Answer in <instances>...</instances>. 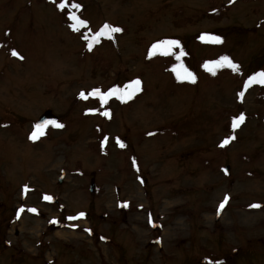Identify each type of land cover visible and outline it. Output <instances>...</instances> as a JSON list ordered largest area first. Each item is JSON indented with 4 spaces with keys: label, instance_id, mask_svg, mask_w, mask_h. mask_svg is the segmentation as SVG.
I'll return each instance as SVG.
<instances>
[{
    "label": "rangeland",
    "instance_id": "374dc122",
    "mask_svg": "<svg viewBox=\"0 0 264 264\" xmlns=\"http://www.w3.org/2000/svg\"><path fill=\"white\" fill-rule=\"evenodd\" d=\"M213 3L221 21L174 26ZM106 23L123 31L83 39ZM260 71L264 0H0V264H264ZM137 79L123 102L88 95ZM48 110L64 127L29 139Z\"/></svg>",
    "mask_w": 264,
    "mask_h": 264
},
{
    "label": "snow or ice",
    "instance_id": "6c2138e0",
    "mask_svg": "<svg viewBox=\"0 0 264 264\" xmlns=\"http://www.w3.org/2000/svg\"><path fill=\"white\" fill-rule=\"evenodd\" d=\"M58 7L61 10H63V9H65L67 7V4L65 2H61V3L58 4ZM71 7L76 8V9H80L82 6L79 3H74V4L71 5ZM69 19L71 21H73V23L70 25V27L72 28L73 31L79 32L82 28H87L88 27V22L86 20L82 19L81 17H79L76 14H70L69 15ZM122 31H123V29H121L120 27L112 26V25H109V24L106 23L105 25H103L102 29L99 32H97L95 35H91L90 36V35L86 34V35H83V39L86 42L91 40L93 43H95V42L99 41V38L101 36H106L108 39H112L113 38V34L119 33V32H122ZM201 39L202 40H205V39L211 40L212 42H215V43H221L222 42L221 38L219 36H201ZM88 46H89V50H91L93 45H92V43H89ZM179 47H180V42L178 40H174V39L162 40V41H159V42L154 43L152 45V53H155L156 51L159 50V51H162L163 54L168 55L172 48H179ZM12 54L14 56H19V53L16 52L15 50H13ZM182 55H184V53L180 52V54L176 56V59L179 60ZM20 58L22 59L23 57H20ZM211 63H213L215 65H218V66L227 65L233 71H239V65L234 63L226 55L220 57L218 60L213 61ZM204 67L207 70L212 71V69H210L208 67L207 63L204 65ZM180 69L182 71H178L177 68H173L172 69V71L176 73L177 78L179 80H182V81L186 80L188 82L195 83L196 77L191 71H189L183 65H180ZM140 83L141 82L138 79L132 81L130 85L126 86V88H125L123 93H121V90L119 88H115L114 87V88L110 89L107 93H101L100 89H94L88 95L95 96V97L99 98L102 103H107V98L111 97V96H117L123 102L125 100V97L130 99L135 94V92L137 90H139ZM253 83H258L260 85H264V71H260V72L254 73L252 76H250L248 78V81H246V88L248 86H250L251 84H253ZM129 88H131L132 90L128 91ZM240 96L241 97L243 96V92L240 93ZM80 97L83 98V99L87 98V96L85 95L84 92L80 93ZM89 111H94V110H89ZM103 115L107 116V115H109V113L105 112V113H103ZM244 119H245V117H244L243 114H241L237 118H234L233 119V123H232L233 129L239 127V125L241 123H243ZM48 125H51V126L56 127V128L64 127L63 124L59 123L56 120L38 122V123H36L33 126V131L30 133L29 139L35 141L39 137L45 135L46 134L45 133V129H46V127ZM234 139H235L234 135L229 137V138H226L222 142L221 146L223 147V146L227 145L231 140H234ZM117 143L121 147H124V144L122 142H120L119 139L117 140ZM44 199L48 200V201H51L52 197L45 196ZM227 199H228V197H225V201L221 203V205H220L221 209L224 207V203L227 202ZM253 207H259V205H253ZM20 211L22 212L23 209H20ZM29 211L36 212V209H29ZM83 216H84V213H80L78 217H69V219H77V218H80V217H83ZM53 222H55V221H53ZM86 231H89V230L86 229Z\"/></svg>",
    "mask_w": 264,
    "mask_h": 264
},
{
    "label": "trees",
    "instance_id": "16d2710c",
    "mask_svg": "<svg viewBox=\"0 0 264 264\" xmlns=\"http://www.w3.org/2000/svg\"><path fill=\"white\" fill-rule=\"evenodd\" d=\"M250 1H254V0H243V2H250ZM222 13L223 12L221 11V8L218 7L216 4L212 6L210 5V7L205 12H201L198 15H194L190 17H183L182 20L174 21L173 24L176 28H181L185 26L186 24L188 25L197 24L199 21L203 19H209V20L219 22L222 19V16H223Z\"/></svg>",
    "mask_w": 264,
    "mask_h": 264
},
{
    "label": "water",
    "instance_id": "95a60500",
    "mask_svg": "<svg viewBox=\"0 0 264 264\" xmlns=\"http://www.w3.org/2000/svg\"><path fill=\"white\" fill-rule=\"evenodd\" d=\"M57 116L53 115L51 111H45L37 120L36 123L38 122H43V121H51V120H56L57 121ZM225 172L228 173V167L225 168ZM63 175L59 178V183L61 182Z\"/></svg>",
    "mask_w": 264,
    "mask_h": 264
},
{
    "label": "flooded vegetation",
    "instance_id": "af4514ba",
    "mask_svg": "<svg viewBox=\"0 0 264 264\" xmlns=\"http://www.w3.org/2000/svg\"><path fill=\"white\" fill-rule=\"evenodd\" d=\"M18 237V232L16 231L15 232V235H14V238H17ZM8 242H6V246H8V244H7Z\"/></svg>",
    "mask_w": 264,
    "mask_h": 264
}]
</instances>
